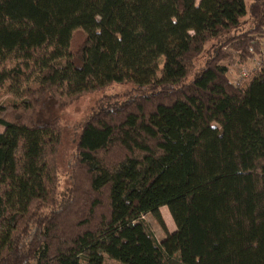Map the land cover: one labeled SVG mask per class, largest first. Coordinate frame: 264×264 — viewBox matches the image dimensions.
<instances>
[{
  "label": "trees",
  "instance_id": "1",
  "mask_svg": "<svg viewBox=\"0 0 264 264\" xmlns=\"http://www.w3.org/2000/svg\"><path fill=\"white\" fill-rule=\"evenodd\" d=\"M263 45L264 0H0V264H264ZM115 83L63 184L38 107Z\"/></svg>",
  "mask_w": 264,
  "mask_h": 264
},
{
  "label": "rangeland",
  "instance_id": "2",
  "mask_svg": "<svg viewBox=\"0 0 264 264\" xmlns=\"http://www.w3.org/2000/svg\"><path fill=\"white\" fill-rule=\"evenodd\" d=\"M249 2V0H247ZM236 56L237 52L232 51ZM254 66L253 60L246 63H236L231 66L229 77L232 81H236L240 78L243 72H248ZM127 86L119 83H115L109 88L102 91L92 92L79 97L68 105H61L50 96L45 97L40 106L37 109L36 119L38 121H52L55 118H59L62 124V138L57 155L58 169L62 177L63 184L67 183L66 173L68 172V165L71 159L72 153L75 149L78 134H79V122L83 120L95 106L97 100L102 94H110L118 91H123ZM11 96H5L2 101H8ZM162 216L164 222L170 231L176 229L175 222L169 212L167 206L161 207ZM148 224V230L153 233L157 240H161L165 236V231L159 224L157 219L152 214L144 216ZM103 264H119L117 261L105 256Z\"/></svg>",
  "mask_w": 264,
  "mask_h": 264
},
{
  "label": "built area",
  "instance_id": "3",
  "mask_svg": "<svg viewBox=\"0 0 264 264\" xmlns=\"http://www.w3.org/2000/svg\"><path fill=\"white\" fill-rule=\"evenodd\" d=\"M264 61V45H263V49L262 51L259 53V55L257 57L254 58L253 62H254V66H259L261 64V62ZM249 72V71H248ZM248 72H243L241 74L240 77L246 75Z\"/></svg>",
  "mask_w": 264,
  "mask_h": 264
}]
</instances>
